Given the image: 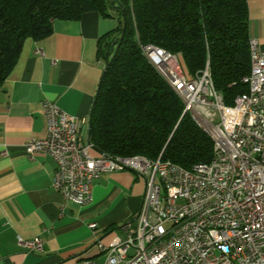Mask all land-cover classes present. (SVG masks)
<instances>
[{
  "label": "built area",
  "instance_id": "2783aa9c",
  "mask_svg": "<svg viewBox=\"0 0 264 264\" xmlns=\"http://www.w3.org/2000/svg\"><path fill=\"white\" fill-rule=\"evenodd\" d=\"M252 39L249 72L241 78L247 90L230 105L215 89L207 63L189 75L177 54L141 46L181 100L183 112L212 141L211 159L191 168L161 155L155 160L91 155L92 144L80 134L84 118L42 102L45 136L29 139L25 149L30 157L43 153L53 159L51 185L65 201L89 205L93 183L105 172L131 170L144 178L140 205L134 221L124 225L125 235L106 244L95 238L103 264H264V50ZM159 186H166V197H159ZM17 242L42 251L38 236Z\"/></svg>",
  "mask_w": 264,
  "mask_h": 264
},
{
  "label": "trees",
  "instance_id": "16d2710c",
  "mask_svg": "<svg viewBox=\"0 0 264 264\" xmlns=\"http://www.w3.org/2000/svg\"><path fill=\"white\" fill-rule=\"evenodd\" d=\"M114 16L117 26L98 40L103 73L88 116L95 155H159L184 168L212 157V141L147 61L141 46L177 54L184 71L208 64L224 103L247 90L246 0H0V89L27 38L42 39L54 20L84 13Z\"/></svg>",
  "mask_w": 264,
  "mask_h": 264
},
{
  "label": "crops",
  "instance_id": "0c3cea01",
  "mask_svg": "<svg viewBox=\"0 0 264 264\" xmlns=\"http://www.w3.org/2000/svg\"><path fill=\"white\" fill-rule=\"evenodd\" d=\"M248 37L264 50V0H246ZM114 16L84 13L72 21L54 20L42 39H25L13 69L0 89V264H103L95 238L108 243L123 237L134 221L144 178L131 170L100 174L92 202L77 206L52 188L53 159L27 154L25 143L45 136L43 101L84 118L81 138L88 140V116L103 73L98 40L117 26ZM91 155L95 152L91 150ZM95 223L94 229L89 224ZM38 236L42 251L17 242Z\"/></svg>",
  "mask_w": 264,
  "mask_h": 264
},
{
  "label": "bare ground",
  "instance_id": "6f19581e",
  "mask_svg": "<svg viewBox=\"0 0 264 264\" xmlns=\"http://www.w3.org/2000/svg\"><path fill=\"white\" fill-rule=\"evenodd\" d=\"M248 46H253V39H248ZM156 48H160L157 47ZM99 156H106V158H118L119 159H136V155L134 156H111V155H105V154H99ZM143 157V156H142ZM159 197H166V186H159Z\"/></svg>",
  "mask_w": 264,
  "mask_h": 264
}]
</instances>
